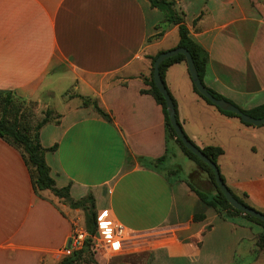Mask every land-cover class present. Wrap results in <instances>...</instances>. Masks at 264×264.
I'll return each instance as SVG.
<instances>
[{"label": "crops", "instance_id": "obj_1", "mask_svg": "<svg viewBox=\"0 0 264 264\" xmlns=\"http://www.w3.org/2000/svg\"><path fill=\"white\" fill-rule=\"evenodd\" d=\"M176 7L209 56L205 86L243 110L263 105L264 18L250 0H180ZM163 20L148 0H0V94L52 111L40 140L56 148L45 159L57 186H70L75 201L92 193L99 221L147 237L138 251L143 264H251L238 251L247 244L248 254L257 253L262 226L221 218L186 180L173 184L146 164L167 154L169 140L176 143L147 93L151 57L180 40L175 25L154 38ZM192 81L187 64L178 63L164 83L197 147L222 148L203 139L219 130L255 131L206 103ZM84 99H98L113 121ZM81 213L51 191L35 193L23 153L0 138V264L59 263Z\"/></svg>", "mask_w": 264, "mask_h": 264}, {"label": "trees", "instance_id": "obj_2", "mask_svg": "<svg viewBox=\"0 0 264 264\" xmlns=\"http://www.w3.org/2000/svg\"><path fill=\"white\" fill-rule=\"evenodd\" d=\"M148 1L151 3V6L153 8L160 10L164 15L163 22L157 26V30H161V31L154 38H159L163 36L165 34V30L167 27L171 25L177 26L180 40L176 48H184L189 51V53L193 57L199 76L203 82L204 76L207 72L209 56L207 52L191 38L190 30L185 20V13L178 10L176 7L178 1L180 0H148ZM250 3L252 7L255 8L258 11V13L264 18V0H250ZM158 56L151 57V61H152L151 76L150 78L146 79V83L150 86V90L147 91V93L152 95L156 100V102L163 109L167 136L169 138L175 139L176 143L181 147L185 155L189 157L191 160L195 161L200 166V168H202L205 172L209 174L211 181L215 187V191L211 193L210 192L207 193L202 190H199L193 184V182L190 181L189 178L186 179V183L189 185L191 190L197 194V196L201 199V201L206 206L214 209L215 212L221 218L226 220H233L236 216H243L248 221L256 223L264 228V222L250 215L237 211L230 205L225 195L221 192L220 188L216 184L214 171L207 164L202 162L197 156H195L192 152H190L184 146L182 141L177 137L173 127L170 124L167 107H166V101L163 95L159 92L158 88L156 87L153 79L154 62ZM178 63L187 64L186 57L184 55H178L166 60L161 65L160 70L163 81L165 80V74L167 70L171 66ZM193 87L195 93L199 95L200 98H202L209 105L214 106L211 102H209L205 97H203L198 92L194 83H193ZM209 91L215 98L223 99L230 102L229 100L225 99L223 96L219 95L215 91L211 89H209ZM4 93H6V96L2 100L1 103L2 106L0 105V138H2L7 143H9L10 145L17 148L23 153L25 162L31 174L35 193L39 194L40 192L46 190L51 191L56 197L63 200L67 205H69L71 209L81 210L84 213V222H82V224L89 234V237L87 238L84 247L80 251L72 254L71 256L63 257L61 261L57 264H99V262L95 258V253L92 251L93 237L97 233L98 223H99L98 212L96 210L95 198L93 194L90 193L88 194L87 197L75 201L71 197L70 186L65 188H59L57 186L54 178L51 175V168L49 167L45 159V155L47 152L55 151L56 149L55 147L49 149L44 148L40 140V130L44 125L49 123L52 111H47L45 118L41 122H39L36 126H32L30 121L28 119H25L24 116L21 114L22 111H20V107H18L14 103L12 92H4ZM84 105L92 106L95 109V111L98 112L105 120L109 122L113 121L111 114L102 106L101 102L98 99L96 100L84 99ZM216 108L219 110V112L223 113L224 115L235 117L241 120V118L236 114L222 111L218 107ZM240 109L247 115L252 116L254 118L257 119L264 118V104L252 110H243L242 108ZM176 115L178 119L177 107H176ZM241 122L247 126H252L250 124L244 123L242 120ZM191 142L195 145V143L192 140ZM201 151L217 165H218L219 157L224 155V150L220 147H206L204 149H201ZM128 158L130 160L131 158L130 154ZM167 160H168V150H167V154L162 158H159L157 160H148V162L150 166L155 169L161 165H164L167 162ZM138 161L140 163H144L145 160L143 158H138ZM234 197L240 203L246 205L244 202L239 200L235 195ZM201 219H204L203 215L195 216V220H201ZM257 246L260 248L261 251L264 249V231L259 235L257 239ZM121 264H127V263H121ZM233 264H241V262L235 260Z\"/></svg>", "mask_w": 264, "mask_h": 264}, {"label": "rangeland", "instance_id": "obj_3", "mask_svg": "<svg viewBox=\"0 0 264 264\" xmlns=\"http://www.w3.org/2000/svg\"><path fill=\"white\" fill-rule=\"evenodd\" d=\"M12 95L14 103L22 111L21 114L30 121L32 126H36L46 116L47 110L40 109L38 102L23 99L17 94L12 93ZM5 96L6 93L0 94L1 106ZM213 108L218 110L214 106ZM250 130L255 131L239 133L234 128L224 129L205 135L203 139L208 144L219 143L225 150V155L218 160V167L230 191L246 205L264 214V125L251 127ZM167 150L168 160L164 165L159 166L158 170L163 171L171 183L176 184L179 180L189 178L199 190L207 193L215 191L209 174L187 157L177 143L169 140ZM146 164L149 162L146 161ZM78 217H81V221L84 222V213ZM146 238L135 235L125 240L118 251L109 253L101 249L95 253V258L101 264L124 262L143 264L145 258L143 255H138V251L144 247ZM247 247V244L241 245L238 251L239 256L245 258L246 263L264 264V249L261 251L257 246L255 248L257 253L252 254L249 251L248 254ZM257 255L259 259L255 263Z\"/></svg>", "mask_w": 264, "mask_h": 264}, {"label": "water", "instance_id": "obj_4", "mask_svg": "<svg viewBox=\"0 0 264 264\" xmlns=\"http://www.w3.org/2000/svg\"><path fill=\"white\" fill-rule=\"evenodd\" d=\"M178 55H184L186 57L187 61V66L189 69L190 76L193 80V83L198 90V92L205 97L209 102H211L214 106L218 107L220 110L225 111V112H230L233 114H236L241 118V120L246 123L250 124L254 127H260L264 125V118H254L252 116L247 115L244 113L238 106L223 100V99H217L215 98L209 89L203 84L198 70L195 66L193 57L189 53L188 50L184 48H174L169 51H165L161 53L157 59L154 62V73H153V79L156 87L158 88L159 92L163 95L165 101H166V107H167V112L170 120V124L173 127L177 137L182 141L184 146L192 152L195 156H197L202 162L207 164L215 174V181L217 186L220 188L221 192L225 195L226 199L230 203V205L237 211H240L244 214L250 215L256 219L261 220L264 222V214L254 210L242 203H240L232 194L230 189L226 186L220 169L217 164H215L211 159H209L202 151L199 149L196 145H194L191 140L187 137L185 134L184 130L182 129L181 124L179 123L176 115V107L175 103L162 79L161 76V70L160 67L161 65L168 59L173 58Z\"/></svg>", "mask_w": 264, "mask_h": 264}, {"label": "built area", "instance_id": "obj_5", "mask_svg": "<svg viewBox=\"0 0 264 264\" xmlns=\"http://www.w3.org/2000/svg\"><path fill=\"white\" fill-rule=\"evenodd\" d=\"M99 219V217H98ZM136 234L117 221H99L96 235L93 237L92 251L99 252L101 249L109 253L118 251L125 240L131 239ZM89 237L82 221L77 219L73 222L72 232L67 246L63 250L65 256H71L80 251Z\"/></svg>", "mask_w": 264, "mask_h": 264}]
</instances>
